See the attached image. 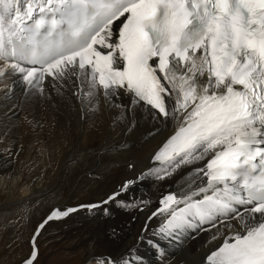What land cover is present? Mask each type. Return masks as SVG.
<instances>
[{"label": "snow or ice", "instance_id": "1", "mask_svg": "<svg viewBox=\"0 0 264 264\" xmlns=\"http://www.w3.org/2000/svg\"><path fill=\"white\" fill-rule=\"evenodd\" d=\"M0 85L6 102L18 87L27 99L71 92L82 121L121 109L113 130L126 120L131 132L137 113L155 132L171 126L137 179L187 171L138 240L160 218L147 243L161 264L172 261L160 240L183 251L201 231L221 237L202 264H264V0H0ZM132 183L102 203L135 206L117 201ZM76 211L52 209L23 264H37L40 229ZM139 262L133 247L104 264Z\"/></svg>", "mask_w": 264, "mask_h": 264}, {"label": "bare ground", "instance_id": "2", "mask_svg": "<svg viewBox=\"0 0 264 264\" xmlns=\"http://www.w3.org/2000/svg\"><path fill=\"white\" fill-rule=\"evenodd\" d=\"M4 90L3 85H0V92ZM15 91L16 96L11 102L0 98V177H13L11 181L0 179V190H4L3 185L8 183L11 191L14 189L25 197H35L31 203L33 205L42 202L51 208L59 206L64 209L80 203L103 202L107 196L101 198L102 195L120 185L122 179L135 181L141 173L153 166L154 152L172 130L168 126L155 132V125L150 119H145L143 113H137L138 122L131 132L127 131L126 120L113 130V119L120 114L121 109L102 107L89 120L82 121L78 103L71 92L64 97L52 92L51 99L39 96L27 99L22 87ZM121 102L127 103V100ZM28 120L33 123L29 124ZM121 144H126L127 147L118 151L111 150ZM81 153L82 156L77 159ZM70 159H75L76 162H70ZM45 162L52 169L55 168L54 176L48 180L34 178L28 181ZM12 165L18 168L13 169ZM186 171L187 169L178 172L166 180H155L154 177L143 180L138 188L136 183H132L123 193V198L133 201L135 199L136 204L148 208V212L152 213L158 207L162 195L175 191L176 182ZM98 175L103 177V183L96 179ZM16 177L19 179H15ZM10 201L11 205L18 203L13 198ZM54 203L56 204L53 205ZM5 204H1L3 208L6 207ZM9 204L7 203L8 207L11 206ZM16 212L15 210L9 215V226L16 224L15 219L19 215ZM139 213L137 211L133 217L121 215L114 221L102 217L101 221L97 219L88 223L79 216L75 222L71 218L66 219V223H50L51 227H47V231L51 234V231L65 230L68 235L79 237L78 241L86 249L81 264H103L107 258H116L127 252L124 248L132 244L133 231L140 225ZM146 214L147 211L142 212V225ZM39 216L44 215L41 213ZM133 218L135 221L132 222ZM150 223L152 230H156L159 228L160 218H154ZM14 227L13 225L12 228ZM139 236L140 234L134 238L133 247L149 249L147 242L138 240ZM99 239H103V242ZM220 239L218 237L209 243L210 233L203 231L196 235V239H188L183 251L174 248L166 240L159 242L161 248L168 253L172 264H202L203 257L218 246ZM148 252L143 254L145 259L141 258L140 264H161L163 257L158 261L150 256L149 260Z\"/></svg>", "mask_w": 264, "mask_h": 264}, {"label": "rangeland", "instance_id": "3", "mask_svg": "<svg viewBox=\"0 0 264 264\" xmlns=\"http://www.w3.org/2000/svg\"><path fill=\"white\" fill-rule=\"evenodd\" d=\"M129 147H131V145H129ZM82 154L83 153H81L76 158L77 159L80 158ZM75 159H70L69 161L72 162ZM76 160L74 162H76ZM12 168L15 169L18 167L12 165ZM54 174H55V168L52 169V166L45 162L43 166L39 168L35 172V174H33V176L35 177L31 176L30 178H28V181L29 179L32 180L34 178L48 180L49 177H53ZM96 179L101 181L102 183L104 182V179L101 175H98ZM126 181H128L127 178L122 179L120 185H117L112 191L104 193L101 198L107 196L106 197L107 199L111 193L120 191L121 185H123ZM143 182H144L143 180H139L138 184L140 185ZM138 184L136 188L139 187ZM12 191L15 192L14 189ZM12 191H10L9 194H5L4 190L2 191L0 190V264H23V260L32 251L30 240L31 238H33L34 233L38 230V226L46 219V217L52 211V209L59 208V206L56 207L54 206L51 208L42 202H36L33 205L31 203L36 199L35 197L33 196L25 197L20 192L11 193ZM122 194H120L117 197V201H123L125 205H135V206L125 208L121 205H118L116 201L113 202L111 201L109 202L110 204L109 203L104 204L102 202H93V203H80L78 205L76 204L73 206L65 207V208L78 207L77 208L78 211L71 213L69 216L63 219L49 221L47 224H45L43 229H40V235L36 237V242L38 245L37 264H81L82 263V256L85 253L86 249L85 246L80 243V240L78 241L79 237L68 235V233L64 232L65 231L64 229H63L64 231H57V232L51 231L50 232L51 234H49V232L47 231L48 230L47 227H51L49 226L50 223H54V222L66 223L68 222L66 219H71V218H73L74 219L73 222H75V220L78 221L79 216L82 217V220L85 223H88L91 220L94 222V220L97 221V219L101 221L103 219L102 217H104V219L109 218V220L114 221L116 220V218H118L121 215H127L133 217L134 214L137 211H139L140 213L138 214L139 215L138 220L140 225L138 228L136 227L135 230L133 231V236H132L133 239L131 240L132 244L126 246L124 248V251L125 249L126 251H128L130 248H133V240L138 234H141V231L144 229L146 218L150 214V212L148 211L150 210L144 206L141 207L139 204H136L132 194H131V198L134 199V201L124 199L123 197H125V194L123 195ZM11 198H13L14 202L16 201L18 203L14 205L9 204V202H11L10 201ZM4 203H6L5 204L6 207L4 206L3 208L2 205ZM7 203L11 205L9 206L10 208L7 206ZM99 203H102V205H100ZM55 204L56 203H54L53 205ZM92 204L99 205V207L92 209H89L88 207H80V205H92ZM29 205H31L32 207L30 208ZM105 209L108 210L107 213H105L104 211ZM15 210L17 211L16 214L19 213V215L16 216L15 219L16 224H13L15 227L12 228L13 225L10 226L8 225L9 224L8 217ZM144 211H147V214L145 216L144 224L142 225V212ZM41 213L44 215L43 217L39 216ZM38 220L39 222H37ZM133 221H135L134 218L132 219V222ZM148 224L150 226L149 231L144 232L145 243L147 242L148 239H153V240L157 239L156 236L152 235L151 223ZM99 241L103 242V239H99ZM148 248L149 249L146 248L136 249V251L138 252L137 256L140 257V261L141 258L145 259L142 256L144 253L148 251H149L148 252L149 260H151L150 256H153L154 260L160 261L157 255V250L150 247L149 245Z\"/></svg>", "mask_w": 264, "mask_h": 264}]
</instances>
